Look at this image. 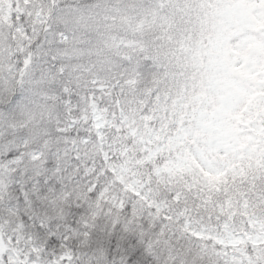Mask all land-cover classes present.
<instances>
[{
	"label": "snow or ice",
	"instance_id": "6c2138e0",
	"mask_svg": "<svg viewBox=\"0 0 264 264\" xmlns=\"http://www.w3.org/2000/svg\"><path fill=\"white\" fill-rule=\"evenodd\" d=\"M0 264H264V0H0Z\"/></svg>",
	"mask_w": 264,
	"mask_h": 264
}]
</instances>
